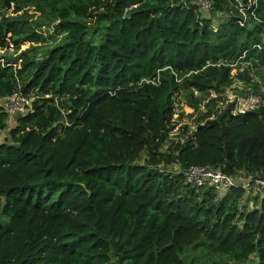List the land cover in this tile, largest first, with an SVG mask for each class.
<instances>
[{"label": "trees", "instance_id": "16d2710c", "mask_svg": "<svg viewBox=\"0 0 264 264\" xmlns=\"http://www.w3.org/2000/svg\"><path fill=\"white\" fill-rule=\"evenodd\" d=\"M211 1L0 0V264H264V194L181 172L264 179V0Z\"/></svg>", "mask_w": 264, "mask_h": 264}, {"label": "built area", "instance_id": "2783aa9c", "mask_svg": "<svg viewBox=\"0 0 264 264\" xmlns=\"http://www.w3.org/2000/svg\"><path fill=\"white\" fill-rule=\"evenodd\" d=\"M191 4L198 7L200 12L210 11L212 7L211 0H189ZM241 24V22H240ZM8 49H12V46ZM2 52V50H0ZM3 55V54H2ZM5 59L0 56V64H5ZM15 67L16 64L12 63ZM146 82L155 83L154 79L145 80ZM21 85H18V90L11 93L3 99V109L8 116L25 115L32 112V100L30 96H25L20 91ZM183 138H180V142ZM182 175L187 183L196 187L214 186L220 193H225L230 188L241 187L245 191V195L241 203L247 205L248 208L254 207L252 198L260 197L264 194V179L258 176H246L243 172H239L235 176L225 174L219 170H214L207 166H190L183 169Z\"/></svg>", "mask_w": 264, "mask_h": 264}, {"label": "rangeland", "instance_id": "374dc122", "mask_svg": "<svg viewBox=\"0 0 264 264\" xmlns=\"http://www.w3.org/2000/svg\"><path fill=\"white\" fill-rule=\"evenodd\" d=\"M21 13V12H20ZM204 15H207L209 14V12H206V11H203ZM211 14V18H212V23L213 24H217L219 22V18L220 16L219 15H213ZM35 19V18H34ZM55 23L56 22H48L46 25L42 26L41 28H39V31H41L43 34H52L53 37L50 39H48V41L46 42V45L47 44H54L56 42H58L61 38V36H63V33H61L60 35L59 34H56L54 31H56L55 29ZM24 47V46H23ZM2 54H9V55H13L15 56V53L13 51V49H5V50H2V52H0V55ZM259 71H261L263 74H264V68H262L261 66L258 68ZM242 85L240 83H235L233 84L230 88L227 89L226 91V95L228 97V99L232 100V99H235V97H237V110L241 111V110H244V109H250L252 108L257 102H259V97L257 96H247L246 99H241V98H238V91H240ZM182 93H179V95L177 96V99H178V102L176 103V108H175V112L176 114L174 115V117H178L177 120L179 121V124H188L189 127H192V122H193V119H194V116L192 114L193 110L191 108H189L188 106L184 105L183 104V98H182ZM0 105H3V99L0 100ZM12 117H15V116H11ZM11 118H9L7 116V127L6 129L0 131V142L4 141L7 137H8V130L9 128L13 127L15 122L13 123V120H11ZM178 125H176V127H178ZM175 134H174V131L170 134V137H173ZM251 261H256V258L255 256H251V259H250V262L249 264H254L253 262Z\"/></svg>", "mask_w": 264, "mask_h": 264}, {"label": "crops", "instance_id": "0c3cea01", "mask_svg": "<svg viewBox=\"0 0 264 264\" xmlns=\"http://www.w3.org/2000/svg\"><path fill=\"white\" fill-rule=\"evenodd\" d=\"M8 117L11 118V116H8ZM11 120H13V123H14L15 122V117H12ZM2 142H0V143H2Z\"/></svg>", "mask_w": 264, "mask_h": 264}]
</instances>
